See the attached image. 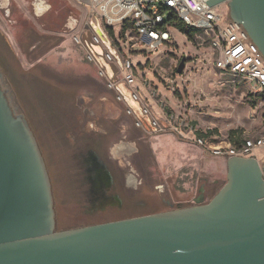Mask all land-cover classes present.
Instances as JSON below:
<instances>
[{
	"label": "rangeland",
	"instance_id": "374dc122",
	"mask_svg": "<svg viewBox=\"0 0 264 264\" xmlns=\"http://www.w3.org/2000/svg\"><path fill=\"white\" fill-rule=\"evenodd\" d=\"M37 4L47 6L46 11L39 14ZM219 10L230 19L228 3L219 5ZM93 20V0H0L3 79L37 129L46 154L54 155L52 166H57L61 175L65 174L61 168L70 173L67 183L57 185V227L63 230L91 224L86 223L87 186L72 175L79 164L71 155L66 159L63 144L67 136L62 133L74 123L78 125L84 108L92 109L102 123L105 117L106 125L116 132L114 147L121 143L134 146L133 150L121 145L122 155L115 156L135 178L134 184L144 181L135 198L150 202L149 209L170 210V203L194 205L204 190L205 201H210L227 182V159L207 151L196 137L225 138L232 130L242 138L264 134V101L257 86L221 72L215 65L211 39L202 33L190 41L173 28V43L158 50L141 45L134 33H124L119 38L121 52L139 66L141 91L151 101L164 130L139 127L127 117L100 67L89 61L74 39L91 35L85 26ZM115 32L119 37L121 29L116 27ZM183 58L186 68L178 73ZM72 103L80 106L73 108ZM259 153L263 156L264 150ZM259 161L264 164V159ZM70 168L75 169L70 172Z\"/></svg>",
	"mask_w": 264,
	"mask_h": 264
},
{
	"label": "water",
	"instance_id": "95a60500",
	"mask_svg": "<svg viewBox=\"0 0 264 264\" xmlns=\"http://www.w3.org/2000/svg\"><path fill=\"white\" fill-rule=\"evenodd\" d=\"M223 3L264 55V0H207ZM92 27L104 36L99 21ZM185 68L183 58L178 73ZM3 75L0 66V264H264V164L255 157L228 158L227 182L208 202L57 230L43 153Z\"/></svg>",
	"mask_w": 264,
	"mask_h": 264
},
{
	"label": "built area",
	"instance_id": "2783aa9c",
	"mask_svg": "<svg viewBox=\"0 0 264 264\" xmlns=\"http://www.w3.org/2000/svg\"><path fill=\"white\" fill-rule=\"evenodd\" d=\"M93 7V21L100 22L104 36L95 31L92 21L85 26L91 35L87 33L74 39L82 45L89 61L100 67L101 76L116 91L122 109L137 126L164 130L160 117L141 91L139 66L131 56L125 58L122 54L119 38L124 33L128 36L134 33L141 45L158 50L173 43L171 29L177 28L178 21L207 35L217 56L216 67L223 73L253 82L264 101V55L244 27L227 19L219 6L211 7L207 0H93ZM116 27L121 29L119 37ZM196 142L213 155L226 159L233 156L264 159L259 153L264 150V134L243 138L237 143L230 137L200 135Z\"/></svg>",
	"mask_w": 264,
	"mask_h": 264
},
{
	"label": "flooded vegetation",
	"instance_id": "af4514ba",
	"mask_svg": "<svg viewBox=\"0 0 264 264\" xmlns=\"http://www.w3.org/2000/svg\"><path fill=\"white\" fill-rule=\"evenodd\" d=\"M46 9L47 6L44 7L37 4V10L40 12L39 14L45 12ZM4 88L7 89L5 86ZM7 94L11 100L8 89ZM76 106L80 105L77 103ZM76 106L74 107L72 103L73 108H77ZM13 108L15 113L24 114L27 117L32 129L35 132L50 176L56 213V205L58 203V197L60 196L57 188L58 182L61 185L63 182L67 183L69 180L66 176H69L70 173H66L63 168H61V171H64L65 174H63V172L62 175L58 173L60 172V169H58L57 166H52V161L54 163V155H48L44 151V145L42 144L39 133L33 126L30 118L23 110L22 113H18L14 106ZM72 114L73 113L69 114L70 117H72ZM88 116L96 118L98 121L91 120L85 122L84 117L87 118ZM72 119L73 118H71L70 122H72ZM102 120L103 123L100 121V117L93 112L92 109L84 108L83 115L78 120V125L74 123L73 126H70L66 130L64 129L62 132L66 133L65 136H67V143L63 144L66 149L65 153L67 152V155H65L66 159L71 155L78 160L79 164L76 172L74 171L75 168H70V172L74 171L72 175L78 177L77 180H80L82 186H87L85 192L88 194V198L86 200L89 203V210L87 213L88 219H86V223H105L159 212L160 210L149 209L148 205H150V202L147 200L141 198L137 200L135 198L137 191H139L140 187L142 188V185H144V181L141 180L140 182L134 184L135 178L128 173L126 166L120 163L118 157L115 156L122 155L120 148L121 145L124 149L127 147L131 148L133 146L129 143H121L114 147L116 143L114 144L113 139L116 136V132L111 126L106 125L107 120L105 117H102ZM61 136L64 135L61 134ZM69 137L70 139H68ZM68 149L70 150L67 151ZM58 176L60 177L58 178ZM64 186L66 187L67 185ZM61 193L63 194V191H61ZM206 195V190H204V193H200L196 200H205ZM152 202H156V200H152L151 203ZM168 203H170V201H168ZM170 205L171 209L183 206H174L171 203ZM187 206H191V204ZM57 223L58 219L56 213V227L58 226ZM57 230H59L58 227Z\"/></svg>",
	"mask_w": 264,
	"mask_h": 264
},
{
	"label": "trees",
	"instance_id": "16d2710c",
	"mask_svg": "<svg viewBox=\"0 0 264 264\" xmlns=\"http://www.w3.org/2000/svg\"><path fill=\"white\" fill-rule=\"evenodd\" d=\"M177 28L183 32L187 38L190 41H193V39L195 38L196 35H198L200 32L192 27H189L188 25H186L185 23H183L182 21H178L177 22ZM237 131L236 130H232L230 132V138L232 139L233 142L237 143L240 142L243 138L241 135H236Z\"/></svg>",
	"mask_w": 264,
	"mask_h": 264
},
{
	"label": "crops",
	"instance_id": "0c3cea01",
	"mask_svg": "<svg viewBox=\"0 0 264 264\" xmlns=\"http://www.w3.org/2000/svg\"><path fill=\"white\" fill-rule=\"evenodd\" d=\"M151 102V101H150ZM159 112V111H158ZM133 146V145H132ZM132 149L134 150V146L132 147ZM133 150H131L133 152Z\"/></svg>",
	"mask_w": 264,
	"mask_h": 264
}]
</instances>
